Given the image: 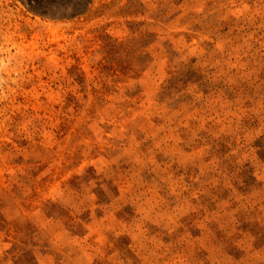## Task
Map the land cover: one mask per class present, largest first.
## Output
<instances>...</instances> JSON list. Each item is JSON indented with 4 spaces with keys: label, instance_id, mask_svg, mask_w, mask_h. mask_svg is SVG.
<instances>
[{
    "label": "rangeland",
    "instance_id": "rangeland-1",
    "mask_svg": "<svg viewBox=\"0 0 264 264\" xmlns=\"http://www.w3.org/2000/svg\"><path fill=\"white\" fill-rule=\"evenodd\" d=\"M0 264H264V0H0Z\"/></svg>",
    "mask_w": 264,
    "mask_h": 264
}]
</instances>
